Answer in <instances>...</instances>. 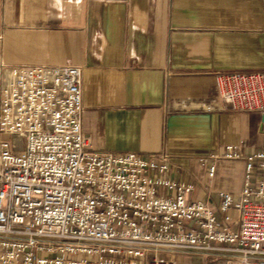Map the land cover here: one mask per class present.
<instances>
[{
    "label": "built area",
    "instance_id": "2783aa9c",
    "mask_svg": "<svg viewBox=\"0 0 264 264\" xmlns=\"http://www.w3.org/2000/svg\"><path fill=\"white\" fill-rule=\"evenodd\" d=\"M81 76L73 65H23L1 77L0 264H175L158 256L167 250L264 264V130L248 155L223 149L222 159H243V182L236 194L217 193L219 221L189 198L192 185L170 179L163 155L89 149ZM214 83L206 110L222 101L264 119V71L222 73ZM215 173L210 164L207 178Z\"/></svg>",
    "mask_w": 264,
    "mask_h": 264
},
{
    "label": "crops",
    "instance_id": "0c3cea01",
    "mask_svg": "<svg viewBox=\"0 0 264 264\" xmlns=\"http://www.w3.org/2000/svg\"><path fill=\"white\" fill-rule=\"evenodd\" d=\"M23 65L81 67L89 149L163 155L170 179L192 185L189 198L221 221L217 193L236 194L243 182V159L224 160L223 149L256 151L263 119L202 104L216 95L217 75L264 71V0H0V84ZM230 218L234 230L236 213ZM158 256L216 264L190 251Z\"/></svg>",
    "mask_w": 264,
    "mask_h": 264
},
{
    "label": "rangeland",
    "instance_id": "374dc122",
    "mask_svg": "<svg viewBox=\"0 0 264 264\" xmlns=\"http://www.w3.org/2000/svg\"><path fill=\"white\" fill-rule=\"evenodd\" d=\"M3 139H6L7 140V137H3ZM12 144L15 146V148H18L19 149V147L21 145V141L19 139H17V140H14L12 142ZM220 217H221V215H220ZM220 220L222 221L223 220V217H221Z\"/></svg>",
    "mask_w": 264,
    "mask_h": 264
},
{
    "label": "water",
    "instance_id": "95a60500",
    "mask_svg": "<svg viewBox=\"0 0 264 264\" xmlns=\"http://www.w3.org/2000/svg\"><path fill=\"white\" fill-rule=\"evenodd\" d=\"M264 130V119L262 120V132Z\"/></svg>",
    "mask_w": 264,
    "mask_h": 264
}]
</instances>
